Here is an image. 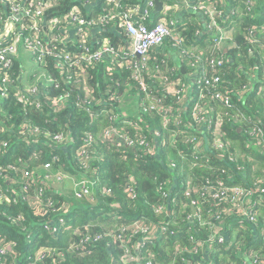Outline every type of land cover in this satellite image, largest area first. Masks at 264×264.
Here are the masks:
<instances>
[{
    "label": "built area",
    "instance_id": "2783aa9c",
    "mask_svg": "<svg viewBox=\"0 0 264 264\" xmlns=\"http://www.w3.org/2000/svg\"><path fill=\"white\" fill-rule=\"evenodd\" d=\"M90 1L98 7L107 1L117 8L121 6V0L88 2ZM181 1L206 20L211 51L202 53L196 48L187 47L182 34L185 25L169 20L166 15L152 18L150 6H144L140 15L136 14L134 5L120 12H92L91 17H85V13L73 8L57 16H48L45 7L50 9L54 6L51 0H0V102L42 107L45 102L41 99L44 90L55 84L46 67L50 56H56L60 66L79 70L77 73L72 71L74 78L70 75L67 76L69 78L66 77L74 83L75 77L84 75L81 67L93 62L106 61L109 74H112L117 65L131 70V78L139 83L142 91L147 92V102L142 103L143 110H147V115L155 113L161 117L163 129L157 131L156 138H165L169 145L177 149L182 163L187 164V169L191 171V176L184 178L176 191L170 192L167 189L169 182L157 185V191L164 201L156 204L153 210L158 214L171 209L168 211L172 215L170 220L158 222L151 227L137 218L103 232L86 228L77 231L78 240L69 247L80 249L85 243H91L94 250L99 241L111 238L109 246L117 248L115 244L120 240L121 247L118 251L121 257L115 260L117 264H249L246 259L238 262V255L249 257L252 264H264L263 249L258 248V245L248 248L245 244V232L251 226L256 230L258 238L264 240V177L252 183L234 182L237 171L242 174L245 169L239 159H244L246 154L228 152L229 141L225 139L224 125L227 121L237 124L248 119L238 110L221 77L220 70L227 57L217 53L224 45L231 43V24L237 20L242 8L235 2L243 1L250 10L255 5V0H234L230 6L218 0ZM94 27L116 32L120 41L115 43L114 36L98 35L100 38L92 45L89 33ZM259 30L264 35V28ZM249 32L258 33L254 26ZM77 49H81L82 53L76 55ZM24 53L30 57L28 61L31 69L23 70L21 65L17 67V62ZM173 55L178 60L188 59L197 68L202 64L194 85L182 79L178 67L172 61ZM143 74L151 78L156 76L161 82L156 81L155 89L151 90ZM242 87L240 94L245 93L250 86ZM108 96L120 100L113 94L108 93ZM187 96L191 101L189 114L185 109ZM66 97H54L52 101L59 103ZM102 113L112 122L118 121L121 116L128 117V124L135 126L137 130H143L127 114L121 113L119 116L110 111ZM33 131L34 136L41 132L40 129ZM129 132L123 128L109 127L104 128L99 135L101 141L116 145L122 142L130 147L135 142L129 138ZM19 133L27 134L29 129H23ZM87 134L89 138L93 136ZM88 137L85 139L86 144L76 152L80 164L85 168L89 167L88 159L92 150ZM249 137V146L255 142L264 148V131L260 125L255 122L252 124ZM68 138L73 139L70 131L67 135L60 133L52 137L58 143H63ZM148 141L147 136V141L143 138L140 144H145V147L147 144V154H152L154 144ZM215 156H218L220 162L214 160ZM55 159L58 161V158ZM251 160V157L247 158V161ZM232 164L236 165L232 168ZM170 166L179 169L175 160L171 161ZM21 167L22 165L15 163H8L5 167L0 165V175L4 172H18ZM44 167L47 168L48 180L53 178L51 172L60 181L70 177L66 171L54 170L51 164ZM23 176L27 179L34 178V172L23 170ZM92 185L83 179L77 180L74 185L76 196L84 198L92 195ZM39 187L41 186L37 188L38 193L42 190ZM131 189L133 190L132 186ZM110 193V189H104L101 195L108 197ZM0 196L6 198L1 188ZM175 209H179L177 215L172 214ZM224 214L231 216L228 222L223 221ZM229 230L230 235L227 234ZM136 237L139 238L135 251L129 244L132 245ZM158 238L161 239V245L164 243L172 246V250L162 261L158 260L162 252L156 249L157 243L154 244ZM10 243L0 233V260L5 254L12 255L10 250L13 245ZM92 249L87 250V254ZM46 254L47 249L38 250L34 254L35 258L30 257L28 264L41 262Z\"/></svg>",
    "mask_w": 264,
    "mask_h": 264
},
{
    "label": "trees",
    "instance_id": "16d2710c",
    "mask_svg": "<svg viewBox=\"0 0 264 264\" xmlns=\"http://www.w3.org/2000/svg\"><path fill=\"white\" fill-rule=\"evenodd\" d=\"M75 3V0H60L59 5L50 9L46 6L45 12L48 16L50 14L57 16L70 10ZM136 3L137 0H121L120 8L113 3H101L98 11L93 12L102 14L120 12ZM235 3L242 6L236 18L241 24L236 29V33L232 32L230 35L231 40L236 42L229 43L232 46L220 74L236 105H239L238 102L243 96V93L240 94L242 86H250L245 91L250 89L249 101L241 103L238 110L243 114L247 112V115L255 120H243L237 124L227 121L224 131L225 139L232 142L229 144L228 152L239 150L246 154L244 159H239V163L244 165L245 169L242 174L237 171L238 179L236 178L234 182L238 183L240 180L252 183L264 177L262 173L254 175L252 165L255 158L259 157L261 166L264 167V159H262L264 155L260 154L254 146H249L248 140L244 137H249L250 127L254 122L264 131V94L258 92V95L256 90L251 92L252 86L256 89V85L264 83V35L259 30L264 28V0H256L254 7L250 10L245 7L243 1ZM253 26L258 31L257 34H250L249 30ZM105 33L106 36H114L115 43L120 41L118 34L111 31ZM187 36L190 37V35ZM207 39L209 41V38ZM71 51L74 52V50ZM76 51V55L82 53L81 49ZM59 62L56 56L48 57L46 67L54 78L55 84L44 90L45 93L41 99L45 102L42 107L24 106L17 102H10V104L0 102L3 106L0 107V148L2 149L0 165L3 167L8 163L22 165L18 172H4L0 175V188L6 195V198L0 196V233L13 245L10 250L12 255H3L0 264H28L31 261L30 257L35 258V252L40 249H47V254L37 264H117L115 260L121 257L118 251L121 247L120 240L118 244H115L117 248L109 246L108 241L112 242L109 238L99 241L94 250L91 243H85L80 249H71L70 244L78 240L77 231L90 228L95 232H103L137 218L151 227L158 222L170 220L172 215L168 214V209L165 213L158 214L153 210L156 204L164 201L163 196L157 191V185L169 182L170 185L167 187L169 190L173 182L179 183L180 173L185 172L181 169H173L170 162L168 166L166 165L167 159L169 161V157H173L171 160L178 162L179 168L182 166L181 157L175 147L171 155H168L166 149L163 150L161 146L159 149L161 158L158 159L153 154H147V144L146 147L145 144H140L143 138L147 141V136L148 142H154L156 138L154 131L149 134L147 130V119L150 116L155 118L152 122L153 127L156 128L155 131H161L163 125L159 115L155 113L147 115V110H143L142 103L147 102V92L142 91L139 83L131 78V70L117 65L112 74H109L106 61L93 62L91 65L86 64L81 67L84 75L75 77L74 83L66 77L70 75L74 78L72 71L77 73L79 70L60 66ZM20 63L21 58L17 62V67ZM257 72H260L262 76L257 75ZM143 78L149 83L151 90L155 89L156 81L161 82L156 76L151 78L143 74ZM108 93L117 96L120 100L111 98ZM58 96L67 97L64 101L54 103L53 98ZM126 96L132 100L135 99L137 105L136 110H129L127 116L140 124L142 131L128 124V117L121 116L118 121L112 122L102 113L110 111L119 116L122 115L120 109L125 107L123 100ZM239 126L241 131H238ZM109 127L130 131L128 136L135 144L127 147L122 142L116 145L113 142L101 141L99 133ZM26 128L29 129V133L20 135L19 132ZM35 129H40V134L34 136ZM68 131L71 132L73 139L68 138L63 143L52 139L60 133L67 135ZM87 133L93 136L89 138ZM87 137L92 144V150L88 159L89 167L85 168L80 164L76 152L86 144ZM238 138L244 141L240 149H237V144L233 141ZM158 139L161 145L165 141L163 137ZM179 143L182 145V142ZM248 157L252 160L247 161ZM55 158H58V161ZM119 158H123L124 162H121ZM214 160L219 161L218 156H215ZM120 163L124 165L121 166ZM47 164H51L52 168L54 166L57 172L66 171L70 175L72 173L75 176L79 175L77 180L83 179L90 185L97 182L96 185L91 186V194H99L95 201L98 200V203L74 202L70 209L60 192L46 185L44 177L34 176L27 179L23 176V170L31 173L35 167H44ZM235 165L232 164V168ZM186 167L187 164H184V169ZM187 173L189 170H186ZM38 186L42 188L39 193ZM178 186L173 185L172 190H178ZM104 189H110L111 195L108 197L101 195ZM132 197L135 198L132 199ZM53 201H56V204H49ZM173 211V215L179 213V209ZM230 233L231 230L227 234L230 235ZM160 235L161 233L159 237ZM251 236L249 232H245L247 247L252 248L258 245V248L264 251V240L259 238L254 241ZM138 238L133 239L132 245L129 244V247L135 251ZM160 241L161 239L158 238L154 244L157 243L156 249L162 252L158 258L162 261L172 250V246L164 245V243L161 245ZM90 249L92 252L87 254V250ZM170 255L172 256L173 253Z\"/></svg>",
    "mask_w": 264,
    "mask_h": 264
},
{
    "label": "crops",
    "instance_id": "0c3cea01",
    "mask_svg": "<svg viewBox=\"0 0 264 264\" xmlns=\"http://www.w3.org/2000/svg\"><path fill=\"white\" fill-rule=\"evenodd\" d=\"M51 1L54 4V6H57L60 3V0H51ZM75 1H76V3L72 6V8L80 10L82 13H85L84 14L85 17H91L93 15L91 13L95 9H98V6L94 5L95 3H93L92 1H90V2H88L89 0H75ZM158 1L162 2V8H160V9L157 8V0H137V3L132 4L131 6L136 5L135 12L138 15L143 13L144 6H150V16L152 18L153 17L157 18L161 15H166V17L169 20H173L174 22L177 21L179 23L181 22L182 25H185V29L182 30L183 31L182 34L185 38L184 42H185V45L187 47L196 48V50L198 52H202V53H206V52H209L212 50V45H211L210 41H208V39H207L210 36L207 34L208 32L206 31L207 30V26L205 23L206 20L203 19V17L201 15H199L198 13L196 14L189 7V5L183 3L181 0H158ZM218 1H220L223 4H227L228 6H230L234 0H218ZM255 2H256V0H255ZM105 3L108 4L110 2L107 1ZM253 7H254V5H253ZM240 16L243 17L242 14H240ZM255 18H257V17H255ZM242 21H244V20L242 19ZM240 24H241V22L239 23L238 20H236L234 23L231 24L232 29L230 30V35L232 34V32L236 33V29L238 28V26ZM106 31H109V30L102 28V27L92 28L91 32L89 33L90 43L92 45L96 44L97 39L100 38L98 35L105 37ZM186 31H187V34H186ZM187 35H190V37ZM199 35H201V37H199ZM104 37H101V38H104ZM196 37H197V39H195ZM234 41L235 40H231V44H234ZM230 46H232V45H230V44L224 45L219 51H217V53H222L223 55L228 56L229 55L228 52L231 49ZM167 49H170V46H167ZM28 58H29V56L26 55V53L21 55L20 65H21V68L23 70L28 69ZM172 61L178 67V73L180 74L182 79L187 81L189 84L194 85L196 77H197V72L200 71V67L202 64L200 65V67L197 68V65L192 66V63L188 59L178 60L174 55L172 57ZM257 75H260V72H257ZM260 76H262V75H260ZM255 87H256V89H254V86H252L251 92L253 90H256L257 94H258V92H259V94H261V93L264 94V83H261V85H259V86L256 85ZM248 92H250V89L247 92L243 93V96L240 98L241 100L239 102L237 101L239 104L237 106L240 107L241 103L244 104L246 100L249 101L248 98L250 97V93H248ZM126 98H127V96L124 97V100H123L125 107L123 109H120V113L127 114L129 112L130 108L132 111L136 110V103H135V107L126 105V101H125ZM189 102H191V101H189V96H187L185 99V109L187 110L188 114H189V107H190ZM244 114L246 115L247 119H253V118H251V116L247 115L248 114L247 112ZM153 119L154 118L150 117L149 119H147V123L151 124V120H153ZM253 120H255V119H253ZM151 126H153V124ZM148 128H149V125H148ZM153 128L156 129L155 127H153ZM238 131H241V126L238 127ZM148 133L150 134L149 130H148ZM152 143L154 144V150H153L152 154L155 155V157H157L158 159L161 158L160 152H159V149H161V146H162L163 150L166 149V154H168V155H171L170 153L174 150V147L169 145L167 140H165L162 143V145L160 143V139H155L154 142H152ZM251 146H254V148L257 149L255 142L252 143ZM263 150H264V148H263ZM259 152H260V154L264 155V151H259ZM171 159H173V157H169V161L167 159V164H166L167 166H168V162H170V164H171V161H172ZM262 159H263V157H262ZM218 162H220V160ZM253 163H254V161H253ZM184 164L185 163H183L179 169L184 170L185 172L180 173V181H179V183H178V181H176L175 186L180 185L181 181L185 180L184 178H188L189 176H191L190 171H189V173L186 174V170L188 171V169H187V167H186V169H184ZM252 165L254 167V164H252ZM237 175L238 174H236V176ZM78 176H75V174L72 173L70 175V177L68 179H66L65 182L70 183L71 187L75 188L74 185L77 181ZM236 178L238 179V177H234V180ZM244 182H247V181H244ZM238 183H242V181L239 180ZM192 184H198V183H192ZM46 185H48V187L50 189H55V190H58L59 192H61L59 189L54 187L55 185H53L51 183V181H50V183H49V181H47ZM172 187H173V185H171V187L169 188L170 192H172V189H173ZM83 199H85V198H83ZM83 199H79V203H81V204H89V203L96 204V203H98V200H97V202H95L96 198H94V197H92L88 200H85V201H83ZM64 201H66L68 203V207H70V209L72 208L73 203L75 202L71 199H65ZM88 201H89V203H88ZM113 207H117V206L113 205ZM170 210L171 209H168L169 212H170ZM230 218H231V216L224 214L222 219L224 222H228L230 220ZM255 231L256 230L253 229V227L251 226L249 228V230L246 232H249V234L252 235L251 236L252 240L257 241V240H259V238H258V235L255 234ZM237 261L240 262L241 260L237 259Z\"/></svg>",
    "mask_w": 264,
    "mask_h": 264
},
{
    "label": "rangeland",
    "instance_id": "374dc122",
    "mask_svg": "<svg viewBox=\"0 0 264 264\" xmlns=\"http://www.w3.org/2000/svg\"><path fill=\"white\" fill-rule=\"evenodd\" d=\"M28 69H31V65H30V62L28 61ZM125 101H126V105H129V106H133V107H135V103H136V101H135V99H131L130 97H128L127 96V98L125 99ZM136 108H137V105H136ZM130 110H131V108H130ZM122 114H125V113H122ZM150 117H152V116H150ZM153 118V117H152ZM153 121H155V118L153 119V120H151V124H147V130H149V132H151V131H154V133L156 134L157 133V131H155V129L153 128V126H151L152 125V122ZM148 125H149V128H148ZM68 129V128H67ZM69 130V129H68ZM248 141L247 142H249V137H247V136H244ZM234 141V144H237L236 145V147H237V149H240V145L241 144H243L244 143V141H243V139H236V140H233ZM229 144H232V142L231 141H229ZM256 146H257V150L258 151H264L263 150V147H259L257 144H256ZM252 147V146H251ZM239 152H241V151H237V153H239ZM254 152V151H253ZM255 153V152H254ZM120 159V158H119ZM263 159H264V156H263ZM120 161L121 162H124V159L123 158H121L120 159ZM126 163V162H125ZM254 167H253V172H254V175H257V174H264V167H262L261 166V160H260V158L259 157H256L255 158V161H254ZM120 165L121 166H123L124 165V163H120ZM125 166H127V165H125ZM124 166V167H125ZM195 170H198V168H195ZM33 172H34V176L35 177H37V178H39V177H44V180H45V182H47V181H49V183H50V181H51V183L53 184V185H55L54 187H56L57 189H59L61 192H60V194L63 196V199L65 200V199H71V200H73V201H75L76 203H79V199H81L82 197H78V196H76V189L74 188V187H71V184L70 183H68V182H65L66 181V178L65 179H63V181H60V180H58V178L53 174V172H51V174L53 175V178H50L49 180L47 179V168L46 167H43V166H38V167H35L34 169H33ZM65 182V183H64ZM63 192V193H62ZM92 197H94V198H98L99 197V194H93V195H90V196H88V198H85V199H83V201H85V200H88V199H90V198H92ZM135 197H132V199H134ZM50 203H54V204H56V201H53V202H49V204ZM88 203H89V201H88ZM236 259H246L247 261H248V263L249 264H252V261H251V259L249 258V257H247V256H237L236 257Z\"/></svg>",
    "mask_w": 264,
    "mask_h": 264
},
{
    "label": "water",
    "instance_id": "95a60500",
    "mask_svg": "<svg viewBox=\"0 0 264 264\" xmlns=\"http://www.w3.org/2000/svg\"><path fill=\"white\" fill-rule=\"evenodd\" d=\"M157 8H158V9L162 8V2H160V1H158V0H157Z\"/></svg>",
    "mask_w": 264,
    "mask_h": 264
},
{
    "label": "clouds",
    "instance_id": "9594fccd",
    "mask_svg": "<svg viewBox=\"0 0 264 264\" xmlns=\"http://www.w3.org/2000/svg\"><path fill=\"white\" fill-rule=\"evenodd\" d=\"M104 3V2H103ZM70 174V173H69ZM87 197V196H86ZM86 197H84V198H86ZM83 199V198H82ZM133 221V220H132Z\"/></svg>",
    "mask_w": 264,
    "mask_h": 264
}]
</instances>
